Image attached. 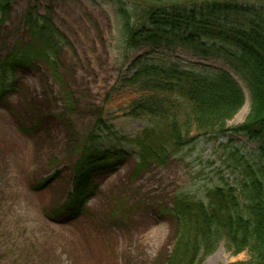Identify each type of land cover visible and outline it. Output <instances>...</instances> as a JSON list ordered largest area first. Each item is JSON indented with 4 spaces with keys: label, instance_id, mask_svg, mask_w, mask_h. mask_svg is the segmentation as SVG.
<instances>
[{
    "label": "rangeland",
    "instance_id": "rangeland-1",
    "mask_svg": "<svg viewBox=\"0 0 264 264\" xmlns=\"http://www.w3.org/2000/svg\"><path fill=\"white\" fill-rule=\"evenodd\" d=\"M241 3L264 7V0ZM30 9L48 16L66 42L56 58L58 75L50 64L37 61L34 69L18 73L17 87L0 105V264H164L174 244V219L167 210L175 194L200 197L225 179L239 187L246 176L242 166L261 162L258 144L231 131L219 140L201 138L182 157L136 173L138 157L127 140L146 123L130 114L145 94L126 82L133 63L142 57L157 64L177 62L189 70L229 72L247 93L245 109L228 121L231 128L250 112L245 84L225 60L181 45L126 50L116 10L106 0H17L0 34V58L31 41L24 20ZM68 91L75 100L73 110ZM101 113L113 122L119 138L108 141L107 148L123 147L128 158L116 170L96 176L98 190L85 214L70 223L53 221L45 212L59 208L70 189L68 144ZM56 171L59 177L52 185L33 190ZM249 259L248 252L233 254L221 243L201 264Z\"/></svg>",
    "mask_w": 264,
    "mask_h": 264
},
{
    "label": "trees",
    "instance_id": "trees-1",
    "mask_svg": "<svg viewBox=\"0 0 264 264\" xmlns=\"http://www.w3.org/2000/svg\"><path fill=\"white\" fill-rule=\"evenodd\" d=\"M16 1L0 0V34ZM106 1L116 10L126 50L181 45L197 55L223 59L250 95L247 119L231 128L228 121L244 107L246 94L229 72L189 70L177 62L157 64L142 57L133 63L126 82L145 94L130 114L146 123L127 140L138 157L136 173L182 157L201 138L219 140L231 131L258 144L261 162L242 166L246 176L239 187L225 179L200 197L185 191L175 194L167 210L174 219V244L164 264H201L221 243L233 254H250L248 261L232 264H264V7L258 10L241 0ZM35 10L24 18L31 41L0 58V105L17 87L18 73L34 69L37 61L47 62L59 74L56 58L66 39L48 16ZM67 101L73 110L70 91ZM72 136L67 148L72 159L70 189L59 208L45 212L62 223L85 214L98 190L96 176L116 170L128 158L123 147L107 148L108 141L119 138L102 113L92 126ZM58 177L56 171L36 182L33 190L47 189Z\"/></svg>",
    "mask_w": 264,
    "mask_h": 264
},
{
    "label": "bare ground",
    "instance_id": "bare-ground-1",
    "mask_svg": "<svg viewBox=\"0 0 264 264\" xmlns=\"http://www.w3.org/2000/svg\"><path fill=\"white\" fill-rule=\"evenodd\" d=\"M237 81L240 83V85L244 88V85L242 84V82L237 78ZM245 90V89H244ZM246 93V92H245ZM247 94V93H246ZM245 109V107H244ZM244 111V110H243Z\"/></svg>",
    "mask_w": 264,
    "mask_h": 264
}]
</instances>
